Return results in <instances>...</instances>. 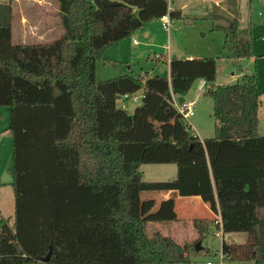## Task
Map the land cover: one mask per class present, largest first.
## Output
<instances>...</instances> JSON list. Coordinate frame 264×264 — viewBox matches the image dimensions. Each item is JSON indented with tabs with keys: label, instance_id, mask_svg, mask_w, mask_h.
I'll list each match as a JSON object with an SVG mask.
<instances>
[{
	"label": "trees",
	"instance_id": "16d2710c",
	"mask_svg": "<svg viewBox=\"0 0 264 264\" xmlns=\"http://www.w3.org/2000/svg\"><path fill=\"white\" fill-rule=\"evenodd\" d=\"M52 1L62 34L39 43H13L14 1L0 4V106L10 115L15 194L13 225L0 217V264H191L215 220L194 221L195 242L152 230L141 195L170 190L216 195L223 233L247 235L244 244L223 241L224 261L264 264L262 93L256 64L252 71L241 64L254 52L238 15L215 27L240 75L233 84H216V58L171 59L167 76L101 81L98 62L110 46L166 13L176 22L181 12L169 9V0H111L119 4L102 10L94 0ZM199 80L213 103L215 136L115 138L124 123L113 101L143 90L172 103ZM105 83L110 94L101 90ZM147 164H173L177 174L145 181L140 169Z\"/></svg>",
	"mask_w": 264,
	"mask_h": 264
},
{
	"label": "rangeland",
	"instance_id": "374dc122",
	"mask_svg": "<svg viewBox=\"0 0 264 264\" xmlns=\"http://www.w3.org/2000/svg\"><path fill=\"white\" fill-rule=\"evenodd\" d=\"M10 0H0V4L7 3ZM175 3L173 4V2ZM174 9H180L181 3H186L185 9L181 12V18L171 26V30H164L159 20L149 22L146 26L152 32V38L145 36L144 30L139 31L132 37L125 38L119 43L110 46L102 59L98 62L97 77L101 81H107L111 77L123 74H142L149 76H167L169 71V62L171 59H188L190 56L195 58H216L217 70L220 74V82H225L226 77H230L235 72L236 67L228 52L225 50L226 36L222 29L215 28L227 27L231 19L238 15L240 20V33L242 36L251 38L253 41V52L256 57V71L258 76L260 90H264V64L258 59L264 56V0H230L225 2L227 5H234L237 8L236 13L229 15L227 9H218L215 4L206 6L203 0H173ZM14 21L20 22L22 12L31 15L27 21L37 20L41 11H47L50 15L46 18L47 25L56 35L52 37L59 38L62 34L60 30L57 8L52 0H18L13 3ZM36 16V18H35ZM41 19V18H40ZM44 20V19H43ZM20 24V23H19ZM16 24L13 28L15 33L13 43H32L31 40L22 41V31L16 30ZM27 27V26H26ZM20 29L21 26H20ZM37 32V31H35ZM136 39L137 44L132 40ZM47 41V40H46ZM168 46L170 49H167ZM158 57H161L160 59ZM252 60V59H250ZM241 64L247 70H254L255 65L249 59L242 60ZM230 82V81H229ZM111 85L102 84L101 90L105 93H111ZM198 94V95H197ZM148 96L143 90L135 93L133 96L139 97L137 102L132 99L121 100L120 105L124 104L130 112L142 108L135 118L130 113H122L124 125L118 127L115 132L117 140L122 139H151V138H198L200 140L215 136L216 120L213 116L212 100L203 96L202 92L197 90L195 83L189 92L192 98L198 97L195 103V115L190 121L184 119L175 105H167L161 101V97H153V105H148L143 96ZM261 125L260 134L264 135V93L261 98ZM176 121V122H174ZM193 127L191 126V124ZM10 124L9 110L5 106H0V216L9 219L13 225L15 194L12 186L13 182V141L8 133ZM134 129H138L137 132ZM171 167V168H170ZM173 167V168H172ZM176 165L147 164L140 169L145 181L163 180L168 178L170 169H176ZM161 178V179H160ZM168 180V179H166ZM264 214V209H262ZM213 231V230H212ZM208 233L202 239L204 250L201 254L192 257L191 264H255L252 261H223L221 256L222 244L224 238L220 235ZM232 237L237 242L245 243L247 235L244 233H232ZM225 239L228 240L226 234Z\"/></svg>",
	"mask_w": 264,
	"mask_h": 264
},
{
	"label": "crops",
	"instance_id": "0c3cea01",
	"mask_svg": "<svg viewBox=\"0 0 264 264\" xmlns=\"http://www.w3.org/2000/svg\"><path fill=\"white\" fill-rule=\"evenodd\" d=\"M13 1L17 2L18 0H13ZM203 1H204L206 6H210L211 4H215L218 9H221V10L227 9L229 11L230 16H232L237 11L235 4L234 5H227L225 3V2L230 1V0H203ZM174 3H175V1L173 2V4ZM180 5L181 6H180V9H178V11L182 12L186 7V3H181ZM171 9H174L172 4H171ZM49 16L50 15L47 14V11H41L40 15L37 16V20L27 21V19L29 20V18H31V15H27L26 13L22 12L20 22L13 21L14 26L16 24H18L16 30H18V32L22 31V33H21L22 35H19V37L21 36L22 41L31 40L32 43L51 41L50 39H52V37H54L56 35V29L54 31L52 30V32H51V27L47 25L48 22L46 21V18H48ZM35 18H36V16H35ZM20 26L22 29H20ZM148 28L149 27H147V29H145V27H144L143 30H144L145 36L151 39L153 37L152 32ZM60 30H62V29H60ZM35 31H37V32H35ZM168 35H169V33H168ZM14 36H15V33L13 32V39H14ZM22 43H25V42H22ZM132 43L135 44L133 42V40H132ZM121 44L122 43H118V45H117L119 50H121V47H120ZM167 49H170V47L168 46ZM193 58H195V57L190 56L188 59H193ZM251 59L252 60L249 59V61L251 63L256 64V57L254 56ZM260 61L264 64V56L262 59H260V58L258 59V56H257V64L258 65H259ZM257 69H258V76H260L259 66L257 67ZM262 71L264 72V68ZM168 74H169V71H168ZM147 76L152 77V76H149L148 74H147ZM115 77H118V76H115ZM115 77H111L109 79H112ZM239 77H240L239 74L236 75L235 72H233V73H231L230 77H226L224 79L225 82H220V74L217 70V82H216V84L217 85L233 84L239 79ZM196 83H197V90L199 92H202V90H200V86L202 84H204V81L199 80ZM260 83H261V80L259 81V79H258V88H259V91L262 93V95H261V98H262L264 90H260V87H259ZM263 83H264V80H263ZM150 97L152 98V97H154V95L150 94V95H148V97L146 96L145 99H147V102H146V100H145V102L148 105H153V102H151ZM148 98H150V99H148ZM154 98H156V97H154ZM184 98H185V101H195V103L198 99V97H195V98L190 97L189 93ZM128 99H132V98H130V97L126 98V97L122 96V97L118 98L117 100L113 101L112 107L114 108V110L116 112L130 113L132 118H135L136 115L138 114V112L142 108H140L138 110H134V112L132 113L125 108L124 104L120 105L121 100L125 101ZM159 100L163 101L162 99H159ZM175 102H178V97L174 96L173 102L167 103L166 106H168V105L174 106ZM175 107H176V105H175ZM212 107H213V105H212ZM261 109H262V104H261V107L259 110V126L261 125ZM174 122H176V121H174ZM134 131L137 132L138 129H136V130L134 129ZM169 165H171V164H169ZM176 174H177V168L176 169H170V174L166 175L168 178L164 177V178H162L163 180H153V181H164L166 179H171V178L175 177ZM141 216L143 219L149 221L152 230L159 231V232H161L167 236H170V237L174 238L176 241H178L179 243L195 242L199 239V234L194 228V221L195 220H197V219H210V220L214 219L215 224L211 228V231L213 230L212 231L213 235L222 236L224 238V241H226L229 244H244V242L243 243L237 242V240H239V237L237 238V240H235L232 237V233L227 234L228 240L225 239L226 234H224L221 231V227H219V225L216 223L217 221H219L221 219L218 200H217L216 195L184 197V196H181L177 190L159 191V192H144L141 195ZM155 221H167V222L160 223V222H155ZM221 256H222V252H221ZM222 260L224 261L223 256H222Z\"/></svg>",
	"mask_w": 264,
	"mask_h": 264
},
{
	"label": "built area",
	"instance_id": "2783aa9c",
	"mask_svg": "<svg viewBox=\"0 0 264 264\" xmlns=\"http://www.w3.org/2000/svg\"><path fill=\"white\" fill-rule=\"evenodd\" d=\"M171 4H172V0H169V5H170L169 9H171ZM160 21H161L162 27L164 28V30L168 31V33L171 30V26L174 25V23H175L171 19L169 13H166L165 15H163L160 18ZM133 42L137 43V40L133 39ZM158 58H161V57H158ZM204 86H205V82H204V84H202L200 86V90H203ZM124 97L128 98L129 96L125 95ZM130 98H132V100H134L135 102H137L139 100V97H136V96H132ZM175 105L177 107L178 113L184 119L190 121V119L195 115V107H194L195 101H184L183 103L175 102ZM190 124H191V122H190ZM191 126L193 127L192 124H191ZM216 223L220 225L221 231L223 232L221 219L219 221H217Z\"/></svg>",
	"mask_w": 264,
	"mask_h": 264
},
{
	"label": "water",
	"instance_id": "95a60500",
	"mask_svg": "<svg viewBox=\"0 0 264 264\" xmlns=\"http://www.w3.org/2000/svg\"><path fill=\"white\" fill-rule=\"evenodd\" d=\"M94 4L97 6L98 9L102 10L106 6H113V5L119 4V2H117V1H111V0H94ZM173 59H176V58L174 57ZM184 101H185V98L183 96H179L178 97V102L179 103H183ZM195 247H196V250L197 251L201 250L203 248L202 247V242L201 241H198L195 244ZM51 252H52V250H50L49 254L44 258V261L47 262L50 259Z\"/></svg>",
	"mask_w": 264,
	"mask_h": 264
}]
</instances>
